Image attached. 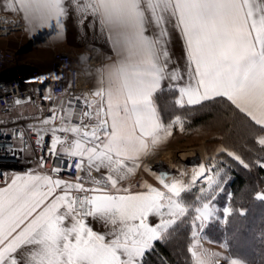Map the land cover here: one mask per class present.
Segmentation results:
<instances>
[{
  "label": "snow or ice",
  "instance_id": "6c2138e0",
  "mask_svg": "<svg viewBox=\"0 0 264 264\" xmlns=\"http://www.w3.org/2000/svg\"><path fill=\"white\" fill-rule=\"evenodd\" d=\"M5 10L19 14L29 32L53 30L57 38L71 16L78 27L87 23L98 31L115 58L95 70L94 99L61 100L64 115L54 108L41 122L59 119L60 126L40 130L50 132V144L38 168L51 155L67 169L0 173V264H146L157 242L185 226L186 264H248L201 243L206 225L220 219L215 201L226 182L222 166L200 163L191 176L158 174L159 187L143 183L142 190L125 182L175 126L183 130L181 115L165 124L158 107L166 80L176 108L224 98L239 119L264 133V0H9ZM173 32L183 41L186 75L169 68ZM258 144L264 148V136ZM3 151L15 155L23 149ZM227 155L249 168L235 153ZM73 167L82 173L74 181L51 174L70 175ZM255 198L264 202L262 193ZM222 212L226 221L233 209ZM89 218L108 231H94ZM222 247L227 251L229 245Z\"/></svg>",
  "mask_w": 264,
  "mask_h": 264
},
{
  "label": "built area",
  "instance_id": "2783aa9c",
  "mask_svg": "<svg viewBox=\"0 0 264 264\" xmlns=\"http://www.w3.org/2000/svg\"><path fill=\"white\" fill-rule=\"evenodd\" d=\"M13 20L11 16L0 14V34L18 27L12 23ZM81 54L92 58L85 64L78 55L56 52L50 64L49 74L44 81L43 73L37 67L29 66L22 71H13L12 67L16 63L15 53L0 48V72L5 74L0 78V115H6L22 103L44 110L47 107L44 87L54 95L87 96L89 99H94L91 93L97 86L95 70L106 64L109 55L93 45L85 46ZM18 99L21 101L19 105L15 103ZM40 130L39 124L26 118L10 124L2 123L0 120V173L11 176L22 166H38L39 158L45 154V146L50 144V132H40ZM21 132H23V142L20 139ZM38 132L43 135V141L39 144ZM58 135L63 137L64 134L58 133ZM6 148L23 149V151H17L15 155L10 152L5 154L3 150ZM68 163L74 165L72 160ZM54 166L67 169V164L61 165L59 160L53 162V157L49 155L42 170L50 172ZM158 168L160 169L157 171L162 174L163 167ZM51 174L54 177L73 181L76 176L82 175L75 171L74 167L70 175L67 171ZM94 175L100 174L94 173ZM0 185H4L2 176H0ZM128 185L136 190L140 186V181L132 179L125 184Z\"/></svg>",
  "mask_w": 264,
  "mask_h": 264
},
{
  "label": "crops",
  "instance_id": "0c3cea01",
  "mask_svg": "<svg viewBox=\"0 0 264 264\" xmlns=\"http://www.w3.org/2000/svg\"><path fill=\"white\" fill-rule=\"evenodd\" d=\"M8 3L9 0H0V14L3 13L13 17L14 20L12 23L18 27L12 28L10 31L0 34V48L8 49L15 53L16 63L12 67L13 71H22L29 66L37 67L42 71L43 79L45 81L47 75L49 74L51 61L56 52L62 51L81 57L83 48L88 45L96 46L106 52L109 56H112L113 59L115 58L111 51L110 45L106 42V39L101 36L98 31H93L92 29L88 28L87 23H85L84 27H78L76 21L71 16H69L66 20V30L62 38H57L56 33L53 30L48 29L33 34L27 30V26L19 14L5 10V7L8 5ZM168 50L171 56V64L169 65L170 70L172 68H176L179 70L180 74L186 75L187 64L184 56L183 41L180 38L178 32L172 33ZM107 63H110V61L108 60L106 64ZM4 76L5 74L0 72V78H3ZM169 83L170 82L167 80L164 81V89H168L167 85ZM43 92L45 93V99L47 101V107L44 110L41 111L32 105L22 103L17 108L9 111L6 115H0L1 122L10 124L20 119L26 118L39 124L41 130L59 127V119L55 120L54 122H50L48 125H44L41 122L44 119L52 116L54 108L58 117L64 115V113L60 112L59 102L61 100L67 101L75 96L54 95L50 93L45 87L43 88ZM164 123L167 124V122ZM176 129L178 128L174 127L172 135L168 137L165 142L153 148L152 153L179 146H201V148H204L201 152H194L187 156L185 160H183V165L188 169H191L200 163L204 164V159L213 158L221 151H224L223 145L220 142L211 140L212 136H210V132L199 131L198 133H195L194 136L188 137L186 141H182V132L181 130ZM261 136H264V134H261L258 138ZM69 138L71 139V135H69ZM147 158L143 161V167L138 169L136 174L130 177L125 182V184L132 179H138L140 181V185L143 183H148L154 187H159L144 176ZM30 169L44 171L39 169L38 166H22L17 168L12 175L22 174ZM176 170L177 172L182 171L181 167H177ZM3 186L4 185H0V187ZM136 190L142 189L139 187ZM153 222H155V220H153ZM88 223L94 231L102 234L108 231V228H106L99 221H94L89 218Z\"/></svg>",
  "mask_w": 264,
  "mask_h": 264
},
{
  "label": "trees",
  "instance_id": "16d2710c",
  "mask_svg": "<svg viewBox=\"0 0 264 264\" xmlns=\"http://www.w3.org/2000/svg\"><path fill=\"white\" fill-rule=\"evenodd\" d=\"M174 96L175 94L172 91L164 89L156 97L163 121L169 123L176 115H181L189 123L188 129L204 127L202 122L211 119V111L213 110L214 112L218 107H224L229 110L228 114L231 115V118L227 128L211 127L210 125L208 127L211 129L217 128L222 133L221 141L229 148L237 151L241 159L249 164V168H244L232 157H229L226 152L217 155V166L229 169L226 174L228 179L225 180V186L232 194L231 203L234 209L237 210L231 214V219L228 220V224L225 226L224 240L233 254L236 253L238 256L243 257L250 264H260L261 258L264 257V236H262L264 234V215H260L261 222L257 224L259 225V228H257L259 230L254 236L256 237V245L254 243L248 246L243 244L244 240L242 241L239 238V234L254 240L251 233L256 224H254V221H249L248 216L240 215V209L249 211L256 201L255 193L257 187L264 185V167L260 166V162L264 161V148L258 144V137L264 133L259 131L258 126L255 128L249 127L247 122L243 121L247 127L245 136L242 140H239L237 136L242 129L245 130V127L237 128L234 125L237 119H241L233 111L230 102L224 98H216L215 100L204 102L202 106L178 109L172 103ZM221 110L219 109L220 112ZM215 112L217 113L218 111ZM227 116L230 117L229 115ZM251 216L255 217V222L259 219L258 215ZM189 231L185 226L178 230L167 242H157L154 251H151L146 256V264H186L187 246L190 241ZM248 231L249 233L251 232L250 236H248ZM252 244H254L253 248Z\"/></svg>",
  "mask_w": 264,
  "mask_h": 264
},
{
  "label": "rangeland",
  "instance_id": "374dc122",
  "mask_svg": "<svg viewBox=\"0 0 264 264\" xmlns=\"http://www.w3.org/2000/svg\"><path fill=\"white\" fill-rule=\"evenodd\" d=\"M219 109H222L221 110V114L225 117V119H226V121H225V123H226V125H225V127L227 128V126H228V124H229V120H230V118H231V115L230 114H228V112H229V110H226V108H221V107H218L215 111H219ZM213 112V110L211 111V115H212V117H210L211 119H209V120H207V121H210V120H213V119H215L216 118V112ZM227 115H229L230 117H228ZM207 121H205V122H202V124H203V126L204 127H197V128H195V129H188V125H189V123L186 121V120H184V127H183V130H181L180 129V127L177 125V126H175L176 128H178V129H176V130H181V132H182V141H186L187 140V138L188 137H192V136H194L195 135V133H198L199 131H207V132H210V136H212L211 137V140H213V141H218V142H220L222 145H223V148H224V151H221L220 153H222V152H233V153H235L236 155H238V156H240L239 154H238V152L237 151H235V150H233V149H231V148H229L228 146H226L222 141H221V139H220V137H221V135H222V133L217 129V128H209L208 127V123H207ZM234 125L237 127V128H240V127H245V130L244 129H242L240 132H239V134H238V136H237V138H239V140L241 139H243V137L245 136V131H246V124L242 121V120H236L235 121V123H234ZM207 126V127H206ZM190 127V126H189ZM212 127V126H211ZM225 128V129H226ZM227 131V130H226ZM259 139V138H258ZM165 150H167V149H164V150H160V151H158V152H155V153H152L150 156H148V158H147V160H146V166H145V169H144V176L146 177V178H148V179H150L152 182H154L156 185H158L159 186V182H158V180L156 179V176L159 174V172L157 171V170H155L154 168H152V165H153V161L157 158V157H159L160 155H161V153L163 152V151H165ZM220 153H218L217 155H219ZM217 155L216 156H214L213 158H210V159H208V158H206V159H204V164L205 165H207V164H209L210 162H215L216 163V161H217ZM263 161V160H262ZM152 164V165H151ZM217 164V163H216ZM173 165H174V169H171V168H168L166 171H163V173H165V172H167V173H170V174H175L176 172H177V167H179L178 165H176V164H174L173 163ZM181 166V169H182V171L183 172H186V173H188V176H191V173H192V169L193 168H191V169H188L186 166H184V165H180ZM164 169V168H163ZM229 169H227V167H223V179L224 180H227L228 179V176L226 175L227 174V171H228ZM225 184H226V182H225ZM225 184H224V186H223V191H221V192H218L217 193V199H216V201H215V204H216V206L218 207V209H220L221 211L218 213V215H219V217H220V219H218V220H215V221H213V222H211V223H209L208 225H206V227H205V229H204V238L201 240V243L203 244V247L205 248V249H208V250H210V251H213V252H221V253H223L224 255H237L236 253L235 254H233L232 253V251L228 248V250L226 251L223 247H222V245H224V244H227V242L224 240L225 239V237H224V235H223V233H224V230H225V226L228 224V220H230L231 219V216L232 215H230L228 218H227V220L226 221H224V219H223V212H222V209L224 208V207H230V208H232L233 209V212L234 211H237V210H235L234 209V206H232V203H231V199H232V194L230 193V191L226 188V186H225ZM249 189V188H248ZM247 189V190H248ZM245 190V189H244ZM243 193V192H242ZM241 193V194H242ZM257 193H262V194H264V185H259L258 187H257V189H256V193L255 194H257ZM256 196V195H255ZM256 199V198H255ZM241 211H243L245 214V216H248L249 218V221H251V222H253L254 221V224H256L255 226V228L253 229V231H252V233H251V235L254 237L255 236V234L258 232V230L259 229H257V228H259V225H257V224H259V222H261V220H260V215H264V202H261V201H259V200H257L256 199V201H255V203L253 204V207L248 211L247 209H240V212ZM233 212H232V214H233ZM243 215V216H244ZM251 215H258V217H259V219L255 222V217L254 216H251ZM249 221H247V223H249ZM248 233H249V231H248ZM250 233L248 234V236H250ZM239 238L243 241V244H246L247 246L248 245H251V243H254L255 245H256V237H254V240L252 239V238H250V237H245V236H243V235H240L239 234ZM189 243H190V241H189ZM188 243V244H189ZM254 244H252V248H253V245ZM228 245V244H227ZM185 246V245H184ZM251 248V249H252ZM243 258V257H242ZM248 262V261H247ZM222 264H223V262H222ZM248 264H250V263H248Z\"/></svg>",
  "mask_w": 264,
  "mask_h": 264
},
{
  "label": "bare ground",
  "instance_id": "6f19581e",
  "mask_svg": "<svg viewBox=\"0 0 264 264\" xmlns=\"http://www.w3.org/2000/svg\"><path fill=\"white\" fill-rule=\"evenodd\" d=\"M225 117L218 111L216 113V118L210 121H207V123L210 126H219L221 128H224L226 123ZM204 148H201V146H189V147H173L169 148L161 153L159 157H157L153 161L152 168L155 170H158L160 168L158 167H163L164 171H166L168 168L174 169V164L178 165H183V160L189 155H191L194 152L197 151H202Z\"/></svg>",
  "mask_w": 264,
  "mask_h": 264
}]
</instances>
